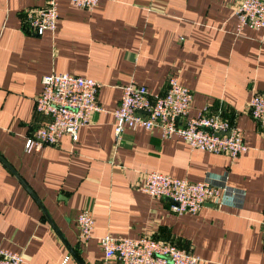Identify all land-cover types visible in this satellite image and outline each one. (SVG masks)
Instances as JSON below:
<instances>
[{"label":"crops","instance_id":"1","mask_svg":"<svg viewBox=\"0 0 264 264\" xmlns=\"http://www.w3.org/2000/svg\"><path fill=\"white\" fill-rule=\"evenodd\" d=\"M56 1V30L36 35L24 11L47 0H0V248L30 264H101L104 235L150 236L196 264H264V129L246 109L251 95L264 94V29L237 31L238 0H101L93 9ZM51 72L96 80L104 111L76 141L64 134L26 152L45 120L35 97ZM169 75L191 92L188 117L220 110L247 150L230 161L141 127L116 143L121 87L134 81L159 94ZM146 171L228 190L220 205L175 214L168 199L140 191ZM85 208L94 221L86 241L76 224Z\"/></svg>","mask_w":264,"mask_h":264},{"label":"built area","instance_id":"2","mask_svg":"<svg viewBox=\"0 0 264 264\" xmlns=\"http://www.w3.org/2000/svg\"><path fill=\"white\" fill-rule=\"evenodd\" d=\"M83 9H93L101 0H71ZM233 13L237 31L244 28L264 29V0H238ZM56 0H47L42 7L25 9L23 19L27 32L41 35L54 32L58 25ZM40 93L35 97V109L45 120L27 137L26 152L44 145H57L61 135L73 141L78 138L80 127L87 125L96 112L104 111L97 102L100 84L90 77L65 72L43 75ZM118 106L112 111L115 118L114 137L119 143L125 129L141 127L146 131L157 129L160 138L179 137L190 149L214 154H224L230 161L247 150L241 130L220 110L198 112L188 117L191 92L178 83L175 75H169L162 93L152 94L146 87L134 81L121 87ZM247 112L254 122L264 129V94L251 95ZM225 179V175L223 176ZM228 187L216 185L204 179L191 182L158 171L142 173L140 191L170 201L175 214L196 213L206 203L220 205ZM80 240H88L94 221L88 208L76 217ZM264 230V219L262 220ZM103 250L101 264H196L198 257L172 243L150 236L116 238L104 235L99 240ZM0 264H30L22 254L0 248Z\"/></svg>","mask_w":264,"mask_h":264}]
</instances>
